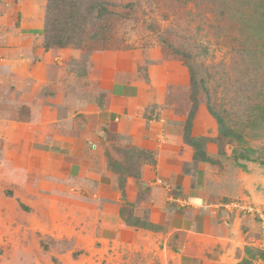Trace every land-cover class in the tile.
I'll return each mask as SVG.
<instances>
[{
    "label": "rangeland",
    "instance_id": "1",
    "mask_svg": "<svg viewBox=\"0 0 264 264\" xmlns=\"http://www.w3.org/2000/svg\"><path fill=\"white\" fill-rule=\"evenodd\" d=\"M83 1L85 7L97 4L105 11L90 15L87 32L76 37L77 44L66 46L71 51L66 58L72 59L55 72L71 73L72 89L90 96L94 83L90 77L96 75L92 68L98 59L106 77L112 76L114 62L122 63L124 70L136 62L143 75L148 67L172 65L186 84L187 103L182 110L187 119L197 98L199 107L209 112V105L241 136L222 135L214 119L216 134L199 136L210 138L203 146L211 144L214 151L209 163L230 178L239 170L258 173L257 183L263 185L264 0ZM72 11L57 18L55 10L53 26L67 29L64 22ZM37 67L13 62L10 70L25 74L24 79L0 78L5 83L0 84V264H161L147 242L136 246L127 234L128 243H122L126 232L120 241L106 240L98 222H89L92 214L86 215L84 203L96 206L93 198L99 199L96 191L88 193L96 186L89 178L58 177L59 165L51 164L49 145L55 151L59 138H71L78 131L57 125L66 122V114L50 111L58 101L48 95L57 90L47 82L52 68ZM156 72L166 80L165 70ZM73 187L82 194L73 193ZM118 197L122 198L120 193ZM124 208L128 216L133 214L131 205ZM245 213L249 214L238 215ZM261 230L252 240L258 257H262Z\"/></svg>",
    "mask_w": 264,
    "mask_h": 264
},
{
    "label": "crops",
    "instance_id": "2",
    "mask_svg": "<svg viewBox=\"0 0 264 264\" xmlns=\"http://www.w3.org/2000/svg\"><path fill=\"white\" fill-rule=\"evenodd\" d=\"M46 2L0 0V78L6 76L8 82L24 79L25 74L10 70L13 62L52 68L47 82L57 90L48 95L58 101L51 114H66V122L57 125L78 132L71 138H59L55 151L50 143L47 151L51 164L59 165L58 177L89 178L96 185L88 193H99V199L93 198L97 205L84 203L86 215L92 214L89 222H98L106 240L120 241L126 232L122 243H128L127 234L136 246L147 242L162 264H239L248 258L246 248H254L252 240L260 232L261 218L257 213H231L224 204L238 197L264 213V184L257 183L259 174L239 170L230 178L215 170L216 165L194 159V148L184 140L186 84L172 65L148 67L144 69L148 75H143L136 62L126 70L114 62L112 76L106 77L98 59L92 68L96 75L90 77L94 82L90 96L82 89L73 90L71 73L55 72L72 59L66 58L69 50L43 45ZM33 40L37 44L31 46ZM161 68L165 81L156 72ZM215 123L200 106L192 135H215ZM211 147L207 145L209 156L214 153ZM63 149L67 152L62 153ZM72 189L82 194L76 191L79 187ZM127 204L134 215L160 229L126 225L120 213ZM253 261L264 264L260 257Z\"/></svg>",
    "mask_w": 264,
    "mask_h": 264
},
{
    "label": "trees",
    "instance_id": "3",
    "mask_svg": "<svg viewBox=\"0 0 264 264\" xmlns=\"http://www.w3.org/2000/svg\"><path fill=\"white\" fill-rule=\"evenodd\" d=\"M86 3L83 0H48L46 8H45V20H44V33H45V40H44V47L46 49L56 47V48H64L68 45H75L77 44L76 37H81L82 34L87 32L86 25L90 22V15L92 13L97 12L98 10L101 11V14L105 11L104 7H101L97 4H89V7H85ZM73 11L72 14L66 17L64 25H67V29L64 30L61 28L54 27L53 19H51L53 12L57 11V18H62L64 13L67 11ZM61 25L62 22H61ZM61 29V30H60ZM79 30L81 32H79ZM86 31V32H85ZM192 82L194 79V73H191ZM198 99H194V106L189 113V117L185 124V133H184V140L194 148V159L199 161H208L213 162L210 156L207 153V147L203 148L204 144L209 141L210 138L206 137H199L193 136L192 132V125L193 119L195 117L196 111L198 109ZM208 110L213 118L218 122L220 126V132L224 136H232L241 139L238 133L228 128L225 125V121L222 117L216 114L211 107L208 105ZM243 157L247 160H250L248 156L243 155ZM243 167V166H242ZM243 168H247L244 166ZM121 215L125 219L128 225L132 227L144 228L149 230H159L160 227L152 222H149L140 216L131 214L130 216L127 215V212L124 209H121ZM247 254L249 255L248 258L243 259L239 264H254V259L258 257L257 250L247 247ZM255 250V251H254ZM264 257V251L259 250ZM162 264V263H161Z\"/></svg>",
    "mask_w": 264,
    "mask_h": 264
},
{
    "label": "built area",
    "instance_id": "4",
    "mask_svg": "<svg viewBox=\"0 0 264 264\" xmlns=\"http://www.w3.org/2000/svg\"><path fill=\"white\" fill-rule=\"evenodd\" d=\"M224 207L231 213L235 211H239V212L259 214L261 218V222H262V225H261L262 230L260 233L261 242L258 247L261 248V250H264V213L258 210L257 207L253 205V203L250 204V202H248L247 200L241 199V198L232 199L230 202L225 203Z\"/></svg>",
    "mask_w": 264,
    "mask_h": 264
}]
</instances>
